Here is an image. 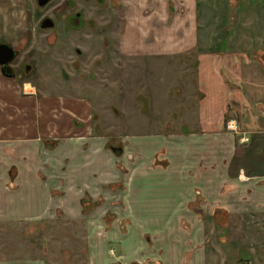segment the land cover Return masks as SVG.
Instances as JSON below:
<instances>
[{
  "label": "crops",
  "instance_id": "0c3cea01",
  "mask_svg": "<svg viewBox=\"0 0 264 264\" xmlns=\"http://www.w3.org/2000/svg\"><path fill=\"white\" fill-rule=\"evenodd\" d=\"M33 2L0 0V43L21 54L42 30ZM124 3L128 37L142 12L158 52H197L196 127L138 129L115 149L96 133L91 101L57 103L0 73V228L62 204L69 213L50 194L58 175L66 198L79 197L77 218L110 230L86 238L93 264H105L108 243L124 264H264V0Z\"/></svg>",
  "mask_w": 264,
  "mask_h": 264
},
{
  "label": "rangeland",
  "instance_id": "374dc122",
  "mask_svg": "<svg viewBox=\"0 0 264 264\" xmlns=\"http://www.w3.org/2000/svg\"><path fill=\"white\" fill-rule=\"evenodd\" d=\"M67 1L70 0H52L44 11L37 8L34 0L37 16L34 20L43 13L52 14L54 6L56 11L64 2L67 5ZM107 2L105 0L96 8L94 2L83 3L88 21L78 31L67 27L62 17L58 19L52 15L56 29L52 32L41 30L39 35L33 36V49L27 52L33 55L28 61L34 63V67L25 72L16 69L21 79L27 80L15 82L24 81L28 83L27 90L53 99L67 95L65 97L75 101H91L92 125L99 136H108V145L115 149H121L125 136L138 129L165 131L196 127L203 93L198 82L197 52H158L159 48L154 44L156 29L154 24H147L146 14L142 12L135 13L140 26L131 30L133 36L128 37L129 31L124 25V0H115L112 6ZM78 6L71 4L61 12L68 14ZM155 42L159 45V41ZM223 80L228 79L223 76ZM59 178L56 175L49 181L50 194H57L61 202L66 200L65 208L71 211L64 212L62 204L49 218L0 228V253L5 260L10 258L9 264H93L86 238L94 232L105 238L110 230L104 227L92 230L82 220L84 216L77 218V213L73 212L79 197L67 195L66 198L67 192L64 194L57 187L62 182ZM76 193L81 194V191L76 189ZM84 198V210L88 212L92 205ZM106 214L105 211L99 213L102 218H106ZM108 214L109 219L117 221L115 214ZM124 218L120 216L118 222ZM113 246L110 243L105 246V264H124L121 254Z\"/></svg>",
  "mask_w": 264,
  "mask_h": 264
},
{
  "label": "flooded vegetation",
  "instance_id": "af4514ba",
  "mask_svg": "<svg viewBox=\"0 0 264 264\" xmlns=\"http://www.w3.org/2000/svg\"><path fill=\"white\" fill-rule=\"evenodd\" d=\"M52 0L48 1L47 4H45L44 6L40 7L38 5V8L40 10H46L47 9V5L51 2ZM115 0H108V5L112 6L114 4ZM119 1V0H117ZM37 2V0H36ZM88 2H94L95 3V7L103 4L105 2V0H80V3H78V0H70L67 1L65 5L64 3L55 11L56 6H54L52 8V14H48V13H43L41 14V17L39 18L38 21V26L40 29L42 30H50L51 32L54 31L56 29V21L54 20L53 16L55 17L57 16V18L59 19V17H62L63 20L62 22H64V24L70 29H73L74 31H78L79 29H81L82 27H84V25L87 23L88 18H85L84 13H85V9L83 7V3H88ZM38 3V2H37ZM106 3V4H107ZM71 4L73 6L75 5H80V7L78 6L75 10H73L72 12H68V14H63V12H61V10H66L67 8H69V6H71ZM88 12L90 11L89 8L87 9ZM86 10V11H87ZM56 13H55V12ZM55 13V14H54ZM50 24V25H48ZM50 36V33L48 34ZM16 55L15 57L8 63L7 67L5 70L6 73L8 74H12V77L18 80H21V76L19 72H16L17 70H23L24 72L29 70H32L34 67V63H31L30 61H28V59H32L33 55L31 53H23L21 54V52H19V50H16ZM77 52H79V50H77ZM2 58V57H1ZM1 73V71H0Z\"/></svg>",
  "mask_w": 264,
  "mask_h": 264
},
{
  "label": "water",
  "instance_id": "95a60500",
  "mask_svg": "<svg viewBox=\"0 0 264 264\" xmlns=\"http://www.w3.org/2000/svg\"><path fill=\"white\" fill-rule=\"evenodd\" d=\"M48 1L50 0H37V4L42 7L47 4ZM16 53L17 52L13 50L8 44L0 43V71L4 76L12 77V74L6 73L7 70L5 69L8 68V63L15 57Z\"/></svg>",
  "mask_w": 264,
  "mask_h": 264
},
{
  "label": "built area",
  "instance_id": "2783aa9c",
  "mask_svg": "<svg viewBox=\"0 0 264 264\" xmlns=\"http://www.w3.org/2000/svg\"><path fill=\"white\" fill-rule=\"evenodd\" d=\"M226 128L228 130H231V131H236L237 130V126H236L235 121H233V120L228 121L227 124H226Z\"/></svg>",
  "mask_w": 264,
  "mask_h": 264
},
{
  "label": "trees",
  "instance_id": "16d2710c",
  "mask_svg": "<svg viewBox=\"0 0 264 264\" xmlns=\"http://www.w3.org/2000/svg\"><path fill=\"white\" fill-rule=\"evenodd\" d=\"M227 120H229V118L228 117H225V121H227Z\"/></svg>",
  "mask_w": 264,
  "mask_h": 264
}]
</instances>
